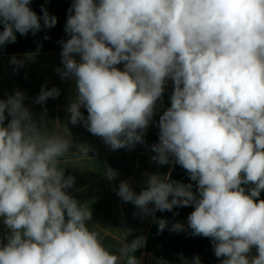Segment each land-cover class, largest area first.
I'll return each instance as SVG.
<instances>
[{"label":"clouds","instance_id":"9594fccd","mask_svg":"<svg viewBox=\"0 0 264 264\" xmlns=\"http://www.w3.org/2000/svg\"><path fill=\"white\" fill-rule=\"evenodd\" d=\"M29 4L0 0V46L15 43L16 32L35 34L41 20L56 25L46 8L38 17ZM68 12L70 38L61 41L64 67L57 71L75 78L67 109L73 125L83 121L114 150L143 143L166 78L174 81L151 158L165 165L174 157L198 182L199 196L192 184L158 174H146L138 195L127 181L116 194L151 215L194 205L188 227L212 238L221 264H264V200L256 202L264 190V0H75ZM121 62L123 71L115 67ZM58 96L59 89L42 87L36 103ZM24 99L16 91L0 100V217L11 230L0 264H140L134 253L143 236L113 252L87 226L91 210L67 194L75 178L61 167L71 134L38 127ZM242 184L254 187L246 194ZM166 226L158 221L160 232ZM253 246L258 255L249 259ZM193 264H201L198 256Z\"/></svg>","mask_w":264,"mask_h":264},{"label":"crops","instance_id":"0c3cea01","mask_svg":"<svg viewBox=\"0 0 264 264\" xmlns=\"http://www.w3.org/2000/svg\"><path fill=\"white\" fill-rule=\"evenodd\" d=\"M61 52L0 55V100H6L8 96L20 91L25 96L23 104L32 113L38 127L48 132L63 128L69 130L72 148L61 158V167L64 169L65 178L72 176L75 182L66 192L80 205L91 210L92 217L86 222L87 226L101 234L104 245L110 251L115 252L124 240L131 242L140 236H143L147 243L159 210L155 211L154 215L144 214L133 203L123 201L116 193L120 183L127 181L138 195L147 187L146 174L170 178L175 158L170 156L168 164L160 165L151 158L155 155L151 146L159 143V119L171 107L174 81L170 77L165 80L162 96L156 101L153 116L144 130V142L114 150L102 137L88 131L83 121L76 125L70 122L71 114L67 109L76 98L77 88L75 78L61 79V73L57 71L64 67ZM73 56L80 62L79 54ZM13 57L21 63H12ZM115 67L123 71L125 62ZM42 87L45 90L53 87L59 89V96L48 98L44 104L36 103ZM80 111L86 119V107L81 106ZM5 116L3 126L6 127L11 117L7 112ZM108 169L117 173L114 179L107 177ZM149 207L154 208L155 205L149 204ZM3 221L4 218L0 217V248L7 244V237L11 234V230ZM146 243L138 249L141 251L140 264H187L183 261H165L153 256L145 251ZM257 255V249L253 246L248 257L251 259ZM221 262L222 260L216 264Z\"/></svg>","mask_w":264,"mask_h":264},{"label":"trees","instance_id":"16d2710c","mask_svg":"<svg viewBox=\"0 0 264 264\" xmlns=\"http://www.w3.org/2000/svg\"><path fill=\"white\" fill-rule=\"evenodd\" d=\"M74 2L75 0H30L29 7L38 17L43 15L41 9L46 8L50 16L56 17V25L52 28H45L43 27V20H41L42 27L35 34L31 31L27 35L16 32V42L0 46V55L62 51L61 41L66 42L70 38L65 31V25L69 15L68 10ZM95 2L98 3L99 0H95ZM72 14H74V11ZM0 31H3L2 24H0ZM169 179L185 185L192 184L193 193L199 196L198 182L192 181L187 170L176 162ZM241 187L245 188L247 194L248 189L254 187V185L242 184ZM259 200H264V190H261L256 202H259ZM192 211H194V205L174 206L171 211H158L145 251L161 260L183 261L187 264H193V258L197 256L200 258L201 264H216L225 259L224 257H216L212 238L192 234V230L188 227V216ZM160 219L167 221V226L162 232L158 230ZM175 223L182 224L184 226L183 230L179 232L171 231L170 229ZM134 255L140 261L141 251L137 250Z\"/></svg>","mask_w":264,"mask_h":264}]
</instances>
